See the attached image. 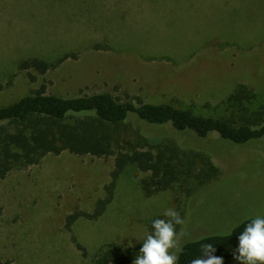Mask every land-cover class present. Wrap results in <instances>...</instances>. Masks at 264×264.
Masks as SVG:
<instances>
[{"label":"rangeland","instance_id":"obj_1","mask_svg":"<svg viewBox=\"0 0 264 264\" xmlns=\"http://www.w3.org/2000/svg\"><path fill=\"white\" fill-rule=\"evenodd\" d=\"M67 53L46 74L32 71L36 79L20 68L27 58L55 61ZM0 83V106L46 85L65 97L108 92L222 116L241 83L264 101V0H0ZM181 138L212 155L218 179L188 199L177 190L147 196L140 184L146 174L132 169L103 216L71 227L70 214L92 212L105 195L115 157L64 151L14 168L0 182V259L94 264L107 243L145 240L169 208L184 211L181 248L264 215V138Z\"/></svg>","mask_w":264,"mask_h":264},{"label":"trees","instance_id":"obj_2","mask_svg":"<svg viewBox=\"0 0 264 264\" xmlns=\"http://www.w3.org/2000/svg\"><path fill=\"white\" fill-rule=\"evenodd\" d=\"M70 56L67 53L55 61L27 58L20 68L36 79L32 71L46 74ZM46 88L42 85L33 93L0 106V182L14 168L38 164L48 154L69 151L114 156L115 166L105 195L92 212L79 210L70 214L69 227L82 217L96 220L103 216L115 198L121 177L132 169L146 174L140 184L147 196L177 190L188 199L218 179L222 171L212 155L184 145L181 136L185 133L207 138L216 132L235 144L264 138V101L244 83L228 96L226 114L222 116L199 114L191 107L173 103L123 101L108 92L65 97L47 93ZM168 127L172 134H166ZM179 213L183 219L184 211ZM255 218L243 221L229 234L187 242L178 254V264H190L192 259L201 257L202 244H211L217 257L237 261L233 254L239 246L238 238ZM180 227L176 226L177 233ZM143 242L134 247L107 243L94 264H133ZM0 264L14 263L0 259Z\"/></svg>","mask_w":264,"mask_h":264},{"label":"clouds","instance_id":"obj_3","mask_svg":"<svg viewBox=\"0 0 264 264\" xmlns=\"http://www.w3.org/2000/svg\"><path fill=\"white\" fill-rule=\"evenodd\" d=\"M163 215L166 219L152 222L153 231L146 234L140 255L133 264H178V253L182 252L180 239L187 233L183 228L177 233L176 226H183L185 221L173 208L166 209ZM238 239L239 246L233 254L235 260L240 264H264V217L257 216L248 223ZM128 247H134L131 240ZM214 252L211 244H202L201 257L192 259L190 264H223V259L213 255Z\"/></svg>","mask_w":264,"mask_h":264}]
</instances>
